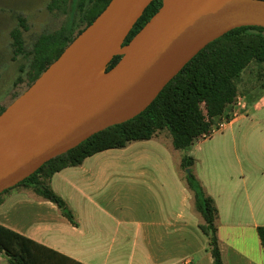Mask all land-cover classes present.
I'll use <instances>...</instances> for the list:
<instances>
[{"label":"crops","instance_id":"crops-1","mask_svg":"<svg viewBox=\"0 0 264 264\" xmlns=\"http://www.w3.org/2000/svg\"><path fill=\"white\" fill-rule=\"evenodd\" d=\"M247 83V107L188 150L219 210L225 264H264V89ZM183 154L167 131L100 151L53 175L76 223L54 202L13 189L0 203V224L85 264H213ZM0 264L9 263L1 256Z\"/></svg>","mask_w":264,"mask_h":264},{"label":"water","instance_id":"water-1","mask_svg":"<svg viewBox=\"0 0 264 264\" xmlns=\"http://www.w3.org/2000/svg\"><path fill=\"white\" fill-rule=\"evenodd\" d=\"M151 1L111 0L0 113V193L145 110L209 42L243 25L264 27V0H162L125 44ZM115 55L122 57L107 70Z\"/></svg>","mask_w":264,"mask_h":264},{"label":"trees","instance_id":"trees-1","mask_svg":"<svg viewBox=\"0 0 264 264\" xmlns=\"http://www.w3.org/2000/svg\"><path fill=\"white\" fill-rule=\"evenodd\" d=\"M110 1L50 0V10L66 13L72 6L74 16L60 28L39 35L30 51L32 59L26 77L20 76L17 84L26 81L25 90L29 88ZM162 3V0L151 1L130 30L125 44L150 20ZM23 27L27 28V24L25 18L20 17V26L11 31L16 54L25 52ZM121 57L115 55L107 70ZM248 69L264 89L263 26L236 27L209 42L166 84L145 110L131 119L94 133L77 146L48 160L28 177L1 192L0 203L13 189L28 190L37 197L57 204L60 211L76 223L73 210L52 185L53 175L66 167L81 165L87 157L100 151L124 148L134 141L148 140L167 131L174 147L184 152L181 166L203 218L200 227L208 236L213 264H225L218 236L219 210L213 197L196 177L193 171L195 158L188 154V150L203 139L204 134H210L220 121L231 118L233 104L241 94L243 73ZM24 91L16 94L13 101ZM7 106L0 104V113ZM257 230L264 248V225L258 226ZM1 256L9 264H85L3 224H0Z\"/></svg>","mask_w":264,"mask_h":264},{"label":"rangeland","instance_id":"rangeland-1","mask_svg":"<svg viewBox=\"0 0 264 264\" xmlns=\"http://www.w3.org/2000/svg\"><path fill=\"white\" fill-rule=\"evenodd\" d=\"M49 2L50 0H0V104L10 105L15 95L25 90L26 81L17 84V79L20 76L26 77L32 59L30 51L39 35L60 28L74 16L72 6L65 13L50 10ZM20 17H24L27 24V28L23 27L25 52L16 54L11 31L20 26ZM242 78L240 88L255 80L250 69L243 73Z\"/></svg>","mask_w":264,"mask_h":264},{"label":"built area","instance_id":"built-area-1","mask_svg":"<svg viewBox=\"0 0 264 264\" xmlns=\"http://www.w3.org/2000/svg\"><path fill=\"white\" fill-rule=\"evenodd\" d=\"M246 107H247V101L245 97L242 94H239L237 96L236 102L233 104V109L231 111V118L223 119L222 121H220L218 125L212 129V132L210 134H204L203 139L208 138L217 131L223 129L234 117L239 116L241 109H244Z\"/></svg>","mask_w":264,"mask_h":264}]
</instances>
